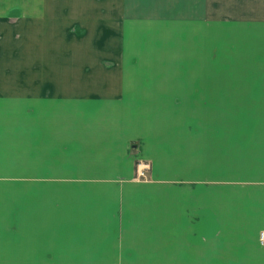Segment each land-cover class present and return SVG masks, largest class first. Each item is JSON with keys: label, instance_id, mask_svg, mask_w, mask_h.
Masks as SVG:
<instances>
[{"label": "crops", "instance_id": "1", "mask_svg": "<svg viewBox=\"0 0 264 264\" xmlns=\"http://www.w3.org/2000/svg\"><path fill=\"white\" fill-rule=\"evenodd\" d=\"M147 1L0 0L2 263L264 264V77L226 73L243 26L171 0L186 39L147 59Z\"/></svg>", "mask_w": 264, "mask_h": 264}, {"label": "rangeland", "instance_id": "2", "mask_svg": "<svg viewBox=\"0 0 264 264\" xmlns=\"http://www.w3.org/2000/svg\"><path fill=\"white\" fill-rule=\"evenodd\" d=\"M154 1L155 0H151V3ZM151 3L150 1H147L146 3H143L141 7L138 6L137 11H140L141 17L138 12H135V10L132 12L131 26L135 30L137 29L136 31L133 29V33L140 32L137 37L133 36L132 47L140 51H150V57L147 59L160 60L162 55H160L161 53H158L156 50L161 48L164 50L166 47L170 48L172 44H176L177 46L181 45L182 42L178 41L177 36L178 33L183 32V30L180 31L178 28H185L184 33L186 39V27L188 26L187 21L185 20V24L178 23L172 19V15L173 8L175 9V13L179 14L188 5H174L171 4V0H158V3L156 4ZM132 7L134 8L136 6L133 5ZM211 13L213 21L217 20L218 18H225L223 27L227 26L229 29V25L232 22H237L243 26V28L240 29V34L235 35V39L233 41L230 40V43H228V69L226 71L227 77L230 79L242 77L244 80H249L252 77H264V0H213ZM160 14L161 18H164L163 20H159ZM149 15L151 17H149ZM232 18L234 20H232ZM65 23H68L67 28L63 27ZM77 24L78 22L76 21H53L52 29L54 32L63 31L64 34V31L68 32L69 37L66 42H70L76 33ZM213 28L214 31L219 30L218 27H215L214 25ZM258 34L260 40L259 46L257 47L256 39ZM61 39L62 38H57L55 43H62ZM73 42L74 41H72V43ZM82 42L83 41H79V44H82ZM54 55L56 54H53V56ZM133 62L137 64L138 59H134ZM67 66L69 65L67 64ZM67 70L68 75H76L75 71L77 69L68 67ZM22 104L23 102H21V105ZM21 111L27 113L28 108H25ZM1 143L6 147L11 146L10 132H6L4 134V137L1 138ZM135 145H137V143H135ZM11 158V156H5L4 160L10 162ZM140 161L149 163L151 165V170L152 163L145 160H138L136 162L135 179L139 182H145L150 179L151 170L147 173L145 178L139 179L137 177V165ZM9 167L11 168L12 165L9 164ZM25 171L26 167L19 169L18 172L24 173ZM3 263L5 264L6 262ZM3 263L0 260V264ZM141 264H154V262H141Z\"/></svg>", "mask_w": 264, "mask_h": 264}, {"label": "built area", "instance_id": "3", "mask_svg": "<svg viewBox=\"0 0 264 264\" xmlns=\"http://www.w3.org/2000/svg\"><path fill=\"white\" fill-rule=\"evenodd\" d=\"M137 166V177L139 179L145 178L147 173L151 170V165L143 161H140ZM259 241L260 244L264 247V231L260 233Z\"/></svg>", "mask_w": 264, "mask_h": 264}]
</instances>
